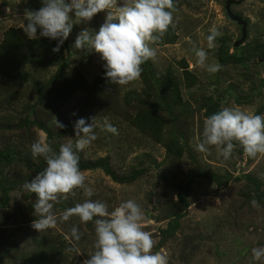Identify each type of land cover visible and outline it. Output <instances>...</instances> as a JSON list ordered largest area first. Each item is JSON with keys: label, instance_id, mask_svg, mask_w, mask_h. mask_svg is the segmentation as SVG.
<instances>
[{"label": "rangeland", "instance_id": "374dc122", "mask_svg": "<svg viewBox=\"0 0 264 264\" xmlns=\"http://www.w3.org/2000/svg\"><path fill=\"white\" fill-rule=\"evenodd\" d=\"M174 4V26L150 45L156 57L145 63L148 76L126 86L110 84L106 61L95 50L73 48L83 29L99 30L106 11L80 24L72 14L74 26L60 48V62L42 60L14 72H5L0 63V264H83L95 251L94 221L58 219L43 233L32 227L36 196L24 184L47 167L31 151L40 138L57 154L61 145H73L94 189L91 199L107 203L109 211L135 201L143 230L153 238V253L161 252L168 264H264L251 255L253 248L264 247V154L249 157L238 143L227 160L215 146L197 150L204 120L223 107L264 116V0ZM42 6L43 0H0V47L12 31L24 42L50 39L38 29L30 40L21 28L25 11ZM227 10L247 24L238 48L233 44L241 38V26ZM213 26L220 35L209 48ZM194 46L207 53V64L219 65L217 72L197 64ZM72 72L85 82L73 91L67 87ZM59 94L62 102L56 104ZM93 117L97 139L77 150L76 122L83 118L90 124ZM105 119L118 135L102 130ZM84 199L78 190L53 211L59 217ZM74 226L82 233L78 242L70 238ZM72 246L78 254L65 251Z\"/></svg>", "mask_w": 264, "mask_h": 264}, {"label": "clouds", "instance_id": "9594fccd", "mask_svg": "<svg viewBox=\"0 0 264 264\" xmlns=\"http://www.w3.org/2000/svg\"><path fill=\"white\" fill-rule=\"evenodd\" d=\"M107 12L105 23L90 33L83 29L76 37L73 48L95 50L106 61V79L113 85L126 86L141 78L144 65L156 57V50L150 47L168 32L173 25L174 0H43L39 11L26 10V23L21 25L28 39L40 36L58 41L53 52H59L73 30L74 13L76 24L89 22L98 13ZM220 32L213 26L207 37L208 47ZM197 64L209 73L219 70V65L207 64V53L193 47ZM96 117L89 124L81 118L76 122L75 134L77 150H84L97 139L95 134ZM58 128L64 125L56 119ZM102 130L118 135V129L105 119ZM235 142V143H234ZM242 146L245 154L255 158L264 154V116L250 114L239 107H223L204 120L203 141L197 150L208 152L207 146H215L224 159H229L235 144ZM33 157H43L47 167L36 174L24 189L35 194L33 204L36 219L33 229L40 233L57 226L60 222L79 217L83 224L94 221L95 251L83 264H168L161 252L153 253L154 241L151 234L143 230L144 216L140 206L128 200L109 211L107 203L93 200V187L86 183L87 175L79 167L80 157L72 144L61 145L57 154L50 145L40 138L31 146ZM78 190L85 199L82 203L64 210L59 217L53 208L60 201L77 196ZM253 207L258 202L251 201ZM82 233L72 227L70 238L80 241ZM79 253L76 246L65 250ZM252 260L264 261V247L251 250Z\"/></svg>", "mask_w": 264, "mask_h": 264}, {"label": "trees", "instance_id": "16d2710c", "mask_svg": "<svg viewBox=\"0 0 264 264\" xmlns=\"http://www.w3.org/2000/svg\"><path fill=\"white\" fill-rule=\"evenodd\" d=\"M57 43L56 40L51 39L24 42L14 31L9 32L5 44L0 47V52L7 58L5 60L0 58V63L3 62L1 63L3 66L2 70L14 72L22 65L37 63L42 60H48V63L55 64L62 59L60 51L53 52V48L57 46ZM238 59L241 60V58ZM142 68V76L144 77L148 70L145 64L142 65ZM83 85H85V82L82 77L77 72H72L67 83L68 89L73 91ZM61 99L62 94L54 96V100L59 101L56 104H60L62 102Z\"/></svg>", "mask_w": 264, "mask_h": 264}, {"label": "water", "instance_id": "95a60500", "mask_svg": "<svg viewBox=\"0 0 264 264\" xmlns=\"http://www.w3.org/2000/svg\"><path fill=\"white\" fill-rule=\"evenodd\" d=\"M227 14H228V16L230 17V19L232 21H235L239 26H241V38L238 41H235L234 44H233L234 48H238V47H240L243 44V42L246 39V35H247L246 27H247V24L239 16H236V15L232 14L229 10H227Z\"/></svg>", "mask_w": 264, "mask_h": 264}]
</instances>
